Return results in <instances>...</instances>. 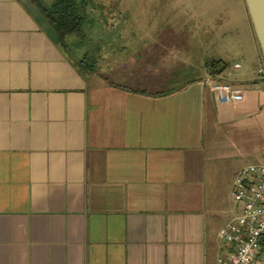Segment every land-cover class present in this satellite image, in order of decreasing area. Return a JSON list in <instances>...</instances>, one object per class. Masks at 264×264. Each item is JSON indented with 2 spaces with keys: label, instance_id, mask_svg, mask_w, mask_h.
<instances>
[{
  "label": "crops",
  "instance_id": "1",
  "mask_svg": "<svg viewBox=\"0 0 264 264\" xmlns=\"http://www.w3.org/2000/svg\"><path fill=\"white\" fill-rule=\"evenodd\" d=\"M246 27L249 49L201 74L158 32L80 67L29 0H0V264H217L234 182L264 161ZM217 83L243 100L218 103Z\"/></svg>",
  "mask_w": 264,
  "mask_h": 264
},
{
  "label": "rangeland",
  "instance_id": "2",
  "mask_svg": "<svg viewBox=\"0 0 264 264\" xmlns=\"http://www.w3.org/2000/svg\"><path fill=\"white\" fill-rule=\"evenodd\" d=\"M90 2L86 14L85 35L83 38L78 36L79 39L75 41L78 49L72 51L73 56L87 65H91L97 56L98 52L95 49L97 46L119 47L127 43H137L147 47L150 44L149 35L153 32H158L159 38L170 33L173 35L170 39L175 40L177 45L182 47L185 45L188 52L183 53L184 56L188 57L190 65L191 62L195 63L193 73L200 69V74L203 60L206 61L205 64L210 65L218 61L215 55L217 51H220L218 54L221 59L226 60L228 56L226 52L231 46L234 45L235 49H239L238 47L249 49L251 45L246 27L251 19L245 0H90ZM42 17L47 21L44 16ZM120 28L129 34L138 31L141 36L136 38L128 37L129 34L125 37L120 36ZM75 47L76 45L73 46ZM128 53L129 51L125 55ZM220 65L217 64L216 68ZM206 69L208 70V67Z\"/></svg>",
  "mask_w": 264,
  "mask_h": 264
},
{
  "label": "built area",
  "instance_id": "3",
  "mask_svg": "<svg viewBox=\"0 0 264 264\" xmlns=\"http://www.w3.org/2000/svg\"><path fill=\"white\" fill-rule=\"evenodd\" d=\"M264 76V68L261 69ZM212 91L220 104L243 100V93L229 84H214ZM232 199L240 213L220 231L228 252L217 264H264V161L245 166L238 174Z\"/></svg>",
  "mask_w": 264,
  "mask_h": 264
},
{
  "label": "trees",
  "instance_id": "4",
  "mask_svg": "<svg viewBox=\"0 0 264 264\" xmlns=\"http://www.w3.org/2000/svg\"><path fill=\"white\" fill-rule=\"evenodd\" d=\"M30 3L44 16L54 30L57 43L69 53L73 51L76 40L84 37L86 14L90 0H29ZM79 36V37H78ZM74 40V42H72ZM71 51V52H72ZM80 67L83 61H78ZM220 61H214L209 67H216Z\"/></svg>",
  "mask_w": 264,
  "mask_h": 264
},
{
  "label": "water",
  "instance_id": "5",
  "mask_svg": "<svg viewBox=\"0 0 264 264\" xmlns=\"http://www.w3.org/2000/svg\"><path fill=\"white\" fill-rule=\"evenodd\" d=\"M245 3L264 60V0H245Z\"/></svg>",
  "mask_w": 264,
  "mask_h": 264
}]
</instances>
